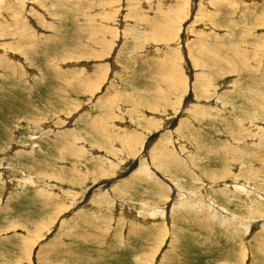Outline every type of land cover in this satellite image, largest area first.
<instances>
[{
    "label": "rangeland",
    "instance_id": "374dc122",
    "mask_svg": "<svg viewBox=\"0 0 264 264\" xmlns=\"http://www.w3.org/2000/svg\"><path fill=\"white\" fill-rule=\"evenodd\" d=\"M263 194L264 0H0V264H264Z\"/></svg>",
    "mask_w": 264,
    "mask_h": 264
},
{
    "label": "crops",
    "instance_id": "0c3cea01",
    "mask_svg": "<svg viewBox=\"0 0 264 264\" xmlns=\"http://www.w3.org/2000/svg\"><path fill=\"white\" fill-rule=\"evenodd\" d=\"M130 60L134 64H137V65H139L141 67H139V69L137 71L131 72L132 75H133V77H132L133 82H132V86H130L129 90L132 89V88L134 90H136L137 87L139 88L140 87V85H139L140 84V79H142L141 83L144 85V88H139V89L140 90L147 91L148 94H150L151 91H153V88L151 87L150 83L148 82L149 81L148 78H151L152 83L154 84V89H157L158 90V85H159V80H160L159 77H158V75H159L160 71H162V72H169V70H165L164 63L161 61L160 64H157L155 66V65L150 64L146 57H140V56H138V57L131 56L130 57ZM155 79L157 81L156 83L154 82ZM135 97H136V95L134 96V98ZM141 109L144 110L145 107H142ZM90 143L96 144V145L98 144L97 143V140L96 141L92 140ZM73 144H74V142H73ZM116 145H111L112 147H110V148L113 149ZM136 146H140V145H138L136 143ZM73 147L74 146H72L71 143H68L67 144V148H73ZM78 148H79V150L82 153H84L85 156H86L85 151L93 150V148H89L88 146H84V148L83 147H78ZM134 148H136V147H134ZM116 150L118 151V150H126V149H125L124 144H123V145H119V147L117 146L116 147ZM113 151L114 150H112V152ZM125 154L129 155V153H125ZM101 156H100V158H101ZM130 156H134V155H130ZM102 157L104 158V156H102ZM104 179H106V178H104Z\"/></svg>",
    "mask_w": 264,
    "mask_h": 264
},
{
    "label": "bare ground",
    "instance_id": "6f19581e",
    "mask_svg": "<svg viewBox=\"0 0 264 264\" xmlns=\"http://www.w3.org/2000/svg\"><path fill=\"white\" fill-rule=\"evenodd\" d=\"M201 55V54H200ZM203 59H204V57H203ZM186 114V113H185ZM184 118V117H183ZM187 119V118H186ZM183 122V121H182ZM184 123H185V121H184ZM252 140V139H251ZM160 144V143H159ZM151 145V144H150ZM149 148H151V147H149ZM147 151V150H146ZM113 161V160H112ZM143 161V160H142ZM144 163V162H143ZM132 165V163H131V161H130V163H128V165ZM134 165V164H133ZM241 167V166H240ZM141 168V166L139 165V163H138V165L135 167L134 166V168H132V169H134V171H137V169H140ZM166 180V179H165ZM168 183L170 184V185H172V187L171 188H173L172 190H177V185L175 184V183H173V181H168ZM215 184V183H214ZM221 184H223V188H230L231 190H233V191H235V192H241V194L243 193L244 195H251V194H254V195H259L260 193L259 192H256L254 189H251V187H248V186H246V184H239V186L238 185H236L234 182H221L220 183V185ZM244 188H246V190L244 189ZM108 191V190H107ZM262 195V194H261ZM264 195V194H263ZM186 196V195H185ZM263 197V196H262ZM182 207V206H181ZM210 211H211V214H212V219L215 221V222H218V223H220L221 225H223V226H226V225H228L229 223H230V221L233 219V216L232 217H229V216H231L232 214H228V213H226L227 211L225 210V209H222V211H219V210H217V207H215L214 205H210ZM219 208V207H218ZM220 212V213H219ZM217 213H219V217H220V219H218V218H216V216L218 215ZM227 214V215H225V214ZM157 214V216L158 217H162V215H163V210H159V209H154L152 212H149V216H153L154 217V215H156ZM221 214V215H220ZM156 217V216H155ZM241 225V227L243 228V229H245V230H247V229H249V228H252V226L251 225H249L247 222H243V223H241L240 224ZM255 226V225H254ZM260 228H264V222H262L260 225ZM247 232V231H246ZM230 262V261H229Z\"/></svg>",
    "mask_w": 264,
    "mask_h": 264
},
{
    "label": "water",
    "instance_id": "95a60500",
    "mask_svg": "<svg viewBox=\"0 0 264 264\" xmlns=\"http://www.w3.org/2000/svg\"><path fill=\"white\" fill-rule=\"evenodd\" d=\"M127 175H129V173L123 172V173L119 174L120 177H126Z\"/></svg>",
    "mask_w": 264,
    "mask_h": 264
}]
</instances>
